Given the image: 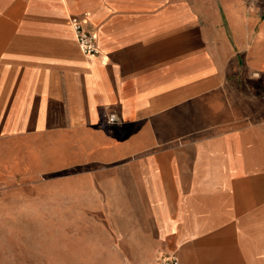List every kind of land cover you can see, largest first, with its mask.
<instances>
[{
	"label": "crops",
	"instance_id": "0c3cea01",
	"mask_svg": "<svg viewBox=\"0 0 264 264\" xmlns=\"http://www.w3.org/2000/svg\"><path fill=\"white\" fill-rule=\"evenodd\" d=\"M0 18V138L87 147L129 125L126 171L97 177L155 211L175 246L150 259L264 264V0H0Z\"/></svg>",
	"mask_w": 264,
	"mask_h": 264
},
{
	"label": "rangeland",
	"instance_id": "374dc122",
	"mask_svg": "<svg viewBox=\"0 0 264 264\" xmlns=\"http://www.w3.org/2000/svg\"><path fill=\"white\" fill-rule=\"evenodd\" d=\"M1 37L5 46L15 38ZM5 46L1 56L10 52ZM129 127L113 125L87 147L0 138V264H146L156 250L174 248L156 242L155 211L131 201L129 186L113 189L102 180V187L97 177L98 168L101 176L126 171Z\"/></svg>",
	"mask_w": 264,
	"mask_h": 264
},
{
	"label": "built area",
	"instance_id": "2783aa9c",
	"mask_svg": "<svg viewBox=\"0 0 264 264\" xmlns=\"http://www.w3.org/2000/svg\"><path fill=\"white\" fill-rule=\"evenodd\" d=\"M68 21L80 51L90 56L97 55L99 47L95 35L85 27L83 18L77 15H70ZM107 120L112 124L117 121L114 114L108 115ZM177 257L176 253L158 252L156 256L150 259L146 264H180Z\"/></svg>",
	"mask_w": 264,
	"mask_h": 264
}]
</instances>
